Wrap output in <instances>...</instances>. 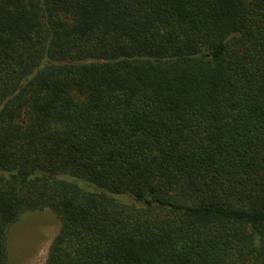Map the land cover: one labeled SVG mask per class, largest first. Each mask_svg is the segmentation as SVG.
<instances>
[{
	"label": "trees",
	"instance_id": "1",
	"mask_svg": "<svg viewBox=\"0 0 264 264\" xmlns=\"http://www.w3.org/2000/svg\"><path fill=\"white\" fill-rule=\"evenodd\" d=\"M264 264V0H0V264Z\"/></svg>",
	"mask_w": 264,
	"mask_h": 264
},
{
	"label": "rangeland",
	"instance_id": "2",
	"mask_svg": "<svg viewBox=\"0 0 264 264\" xmlns=\"http://www.w3.org/2000/svg\"><path fill=\"white\" fill-rule=\"evenodd\" d=\"M60 226V218L49 208L24 212L8 228L9 263L45 264Z\"/></svg>",
	"mask_w": 264,
	"mask_h": 264
}]
</instances>
